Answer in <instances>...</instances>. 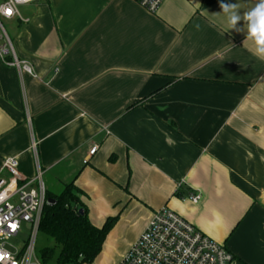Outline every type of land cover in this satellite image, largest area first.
Masks as SVG:
<instances>
[{
    "label": "crops",
    "instance_id": "1",
    "mask_svg": "<svg viewBox=\"0 0 264 264\" xmlns=\"http://www.w3.org/2000/svg\"><path fill=\"white\" fill-rule=\"evenodd\" d=\"M222 2L237 5L236 29ZM256 2L26 5L9 36L19 64L0 56V177L13 158L49 195L72 183L91 225L131 233L116 264L163 207L230 264H264V60L243 22Z\"/></svg>",
    "mask_w": 264,
    "mask_h": 264
},
{
    "label": "built area",
    "instance_id": "2",
    "mask_svg": "<svg viewBox=\"0 0 264 264\" xmlns=\"http://www.w3.org/2000/svg\"><path fill=\"white\" fill-rule=\"evenodd\" d=\"M39 0H2L0 3V56L11 55L10 63L18 65L10 38L1 20L18 19V8ZM149 13H155L164 0H132ZM9 10H11L9 14ZM29 70L24 65L23 67ZM97 147H92L88 157ZM87 162V159L84 163ZM0 177V264H39L34 243L43 207L46 190L37 173L25 180L18 172L16 159H5ZM198 193L189 196L192 204L200 201ZM26 224L29 236L20 247L10 244L18 237ZM15 225L13 229L11 226ZM232 256L225 248L195 229L176 213L163 207L152 214L151 219L135 242L126 251L118 264H230Z\"/></svg>",
    "mask_w": 264,
    "mask_h": 264
},
{
    "label": "trees",
    "instance_id": "3",
    "mask_svg": "<svg viewBox=\"0 0 264 264\" xmlns=\"http://www.w3.org/2000/svg\"><path fill=\"white\" fill-rule=\"evenodd\" d=\"M79 194L72 183L67 184L58 195L46 193V199H53L55 204L44 205L37 232L54 241L58 249L55 264H90L116 222V218H110L100 228L91 225ZM80 210L82 214H79ZM53 255L54 250L50 248L39 251L43 263Z\"/></svg>",
    "mask_w": 264,
    "mask_h": 264
},
{
    "label": "rangeland",
    "instance_id": "4",
    "mask_svg": "<svg viewBox=\"0 0 264 264\" xmlns=\"http://www.w3.org/2000/svg\"><path fill=\"white\" fill-rule=\"evenodd\" d=\"M1 2L2 0H0V3ZM28 9L29 7L27 6L18 8L19 13L23 16L26 13H28L27 12ZM1 23L5 31L7 32L8 36H10V31L12 30L14 20H10V21L1 20ZM108 234L102 244L99 254L95 257V259L90 264H116L118 259L123 254L127 241L131 238V233L127 235H120L114 232L112 234H109V235ZM28 236H29V231L27 230L26 224H23L21 232L19 233L18 237H16L15 239H12L10 241V244L16 248L20 247L21 245L27 242ZM48 248L54 250V255L49 261L43 263V261L41 260L39 256V251L43 249H48ZM34 249H35L36 258L39 264H55V258L58 254V249L55 248V243L52 239L46 237L40 232H37L35 236Z\"/></svg>",
    "mask_w": 264,
    "mask_h": 264
},
{
    "label": "clouds",
    "instance_id": "5",
    "mask_svg": "<svg viewBox=\"0 0 264 264\" xmlns=\"http://www.w3.org/2000/svg\"><path fill=\"white\" fill-rule=\"evenodd\" d=\"M220 8L230 27L236 29L242 20L237 11V5L222 2ZM243 22L246 26L245 41L249 44L250 51L258 59L264 60V0H257L254 6L244 14Z\"/></svg>",
    "mask_w": 264,
    "mask_h": 264
},
{
    "label": "water",
    "instance_id": "6",
    "mask_svg": "<svg viewBox=\"0 0 264 264\" xmlns=\"http://www.w3.org/2000/svg\"><path fill=\"white\" fill-rule=\"evenodd\" d=\"M47 206H52L55 204V201L53 199H46V203H45ZM79 214H82V210L79 211Z\"/></svg>",
    "mask_w": 264,
    "mask_h": 264
},
{
    "label": "snow or ice",
    "instance_id": "7",
    "mask_svg": "<svg viewBox=\"0 0 264 264\" xmlns=\"http://www.w3.org/2000/svg\"><path fill=\"white\" fill-rule=\"evenodd\" d=\"M11 10H9V14H10ZM13 229L15 228V225L11 226ZM0 259H3V256H0Z\"/></svg>",
    "mask_w": 264,
    "mask_h": 264
}]
</instances>
